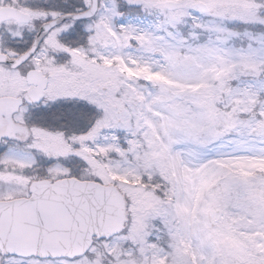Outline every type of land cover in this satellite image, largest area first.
<instances>
[{
	"label": "snow or ice",
	"instance_id": "snow-or-ice-1",
	"mask_svg": "<svg viewBox=\"0 0 264 264\" xmlns=\"http://www.w3.org/2000/svg\"><path fill=\"white\" fill-rule=\"evenodd\" d=\"M0 264H264V0H0Z\"/></svg>",
	"mask_w": 264,
	"mask_h": 264
}]
</instances>
